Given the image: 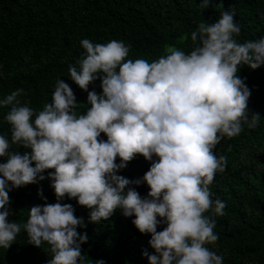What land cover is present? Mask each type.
<instances>
[{
	"label": "clouds",
	"instance_id": "1",
	"mask_svg": "<svg viewBox=\"0 0 264 264\" xmlns=\"http://www.w3.org/2000/svg\"><path fill=\"white\" fill-rule=\"evenodd\" d=\"M206 6L204 0L201 7ZM234 15L223 10L218 21L200 23L191 33L199 43L190 54L168 47L167 55L151 63L126 60L129 48L123 42L81 40L86 55L77 62L79 70L69 65L71 80L87 92L99 78L103 93L88 92L86 114L76 115L74 93L61 79L52 102L38 113L21 106L22 89L0 101L11 106L5 120L12 143L31 150L9 152V141L0 135V157H7L0 163V248H9L23 229L33 246H50L48 264H78L87 235L76 231L83 221L70 204L33 206L24 224L7 220L9 182L14 188L33 184L39 174L54 169L49 178L57 199H78L91 209L92 222L107 220L116 209L135 216L132 223L139 232L151 235L155 255L144 253L149 264H222L223 257L205 246L218 239L215 216L225 208L213 202L210 185L227 158H217L213 149L222 136L235 137L243 124L252 128L259 122V113L249 119L250 91L237 72L241 65L253 70L264 65V38L238 43ZM101 133L106 142L98 139ZM136 155L158 158L143 177L150 189L144 199L134 189L125 194L130 183L140 180L116 175ZM161 222L166 227L158 232Z\"/></svg>",
	"mask_w": 264,
	"mask_h": 264
},
{
	"label": "trees",
	"instance_id": "2",
	"mask_svg": "<svg viewBox=\"0 0 264 264\" xmlns=\"http://www.w3.org/2000/svg\"><path fill=\"white\" fill-rule=\"evenodd\" d=\"M0 0V101L11 92L22 89L18 97L21 106L34 113L42 111L52 102L57 80L61 79L72 89L77 108L76 115L86 114L91 107L88 92L102 95L101 79L88 85L87 92L71 80L69 65L79 70L77 63L86 55L80 44L88 39L94 44L112 40L123 42L129 48L127 59H144L149 63L167 55V48L190 54L198 45L191 33L200 23L212 24L223 10L234 11V22L240 27L234 34L238 43L264 38V0ZM102 76V73L97 74ZM237 75L250 91L249 119L259 113L255 127L242 125L239 135L222 136L213 152L225 156L223 172H216L210 185L213 202L225 204L223 215L215 216L214 234L218 239L206 244L210 251L223 257L222 264H264V65L253 70L246 65L238 68ZM11 106L0 105V135L9 141V152L20 155L30 149L11 141V125L5 120ZM35 119V115L33 120ZM99 140L107 141L101 133ZM152 161L136 155L126 167L116 172L129 181L125 188L137 191L142 199L148 198L150 189L143 177ZM7 157H0L6 163ZM119 165L121 160L116 158ZM35 167V164H32ZM54 169L45 170L43 180L14 188L9 182L8 222L27 223L33 206L70 204L74 215L82 219L83 226L76 231L87 235L81 244L78 264H149L145 252L155 255L150 247V234H141L132 221L116 209L107 220L92 222L91 209L81 206L78 199L65 195L58 200L53 181L49 178ZM3 211V209H0ZM205 215H211L210 212ZM160 219L159 217L157 218ZM166 224L161 222L157 231ZM53 254L50 246L40 247L29 243L23 229L7 249L0 248V264H48Z\"/></svg>",
	"mask_w": 264,
	"mask_h": 264
}]
</instances>
